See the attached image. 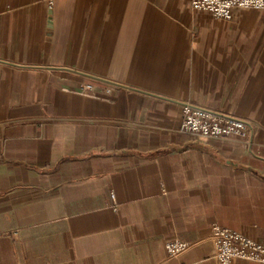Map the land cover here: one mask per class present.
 Masks as SVG:
<instances>
[{"label":"crops","instance_id":"0c3cea01","mask_svg":"<svg viewBox=\"0 0 264 264\" xmlns=\"http://www.w3.org/2000/svg\"><path fill=\"white\" fill-rule=\"evenodd\" d=\"M215 224L264 244V10L0 0V264H216Z\"/></svg>","mask_w":264,"mask_h":264},{"label":"built area","instance_id":"2783aa9c","mask_svg":"<svg viewBox=\"0 0 264 264\" xmlns=\"http://www.w3.org/2000/svg\"><path fill=\"white\" fill-rule=\"evenodd\" d=\"M191 7L195 11L207 12L218 18L231 19L235 9L264 10V0H191ZM249 127L250 123L245 119L186 105L177 129L185 134L224 139L233 136L244 138ZM111 198L114 201V193ZM7 234L9 233L0 230V236ZM10 234L18 236L16 231ZM211 237L216 248V264H234L238 260L264 264L263 243L218 224L213 226ZM190 247L191 243L182 239L165 243L166 254L170 259L176 258Z\"/></svg>","mask_w":264,"mask_h":264}]
</instances>
